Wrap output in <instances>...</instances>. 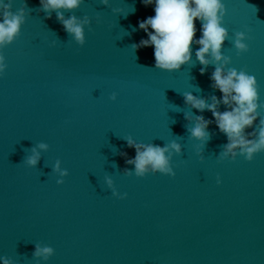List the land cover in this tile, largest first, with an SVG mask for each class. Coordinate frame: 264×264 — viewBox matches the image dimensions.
<instances>
[{
	"label": "water",
	"instance_id": "1",
	"mask_svg": "<svg viewBox=\"0 0 264 264\" xmlns=\"http://www.w3.org/2000/svg\"><path fill=\"white\" fill-rule=\"evenodd\" d=\"M8 2L12 11L24 8L26 20L0 49L7 64L0 76V257L13 264H264V151L251 161L221 159L226 135L210 111L185 103L184 92L222 95L210 79L216 65L199 71V45L191 63L169 72L155 67L152 46L132 48L147 38L139 21L154 15L141 0L61 9L66 18H89L84 45L40 0ZM223 2L230 38L221 51L230 67L256 76L264 118V0ZM196 27L199 37V21ZM236 31L246 33L248 51L237 53ZM185 113L213 120L203 159ZM129 135L160 146L178 141L175 175L125 174L134 168L125 163L135 156ZM40 142L49 147L37 148L41 158L28 166L25 157ZM57 159L68 171L63 183L52 171ZM107 176L126 197L113 195ZM37 243L54 249L47 261L33 255Z\"/></svg>",
	"mask_w": 264,
	"mask_h": 264
},
{
	"label": "clouds",
	"instance_id": "2",
	"mask_svg": "<svg viewBox=\"0 0 264 264\" xmlns=\"http://www.w3.org/2000/svg\"><path fill=\"white\" fill-rule=\"evenodd\" d=\"M84 0H40L42 8L49 13L56 11V17L63 25L64 30L71 35L76 43L84 45L86 42L85 26L90 24L87 16L83 19L75 15L67 18L60 11L78 8ZM108 4L109 0H100ZM145 6L153 7L154 15L140 20L138 26L147 33V38H141L138 43H133V49L152 46L155 67L165 71L179 70L182 65L192 62V45H199L195 51L196 60L200 62L201 74L206 71V66L214 63L216 66L211 73L212 87L222 93L220 97L211 96L210 100L192 92H184L186 104L191 108L211 112L214 123L219 131L227 137V143L223 145V151L219 154L221 159H236L238 155L251 161L255 154L264 151V118L260 117L259 108L260 90L255 75L246 70H238L230 67L231 57L224 54L221 49L226 39L230 38L228 29L224 26L226 6L223 0H141ZM12 4L8 0H0V49L12 43L20 34L25 23V9L12 11ZM116 11H123L117 9ZM127 15V13H124ZM196 21L200 22L197 37ZM244 31H236L232 41L237 53L246 52L249 45ZM7 64L5 57L0 52V76H3ZM116 100L117 94L113 92L110 97ZM225 105V110H219V106ZM185 117L192 121L188 128L190 136L200 142V155L203 159L202 148L210 138L208 127L213 120L206 119L203 115L193 116L185 113ZM258 121V128L254 122ZM257 125V124H256ZM252 128V131L246 129ZM127 146L135 149V156L127 158L126 164L134 165L132 170L124 169V173L138 177L145 174L163 173L175 175L171 166L173 154H180L182 145L172 140L163 146L137 142L131 135L124 137ZM49 145L40 142L37 147L31 149V153L25 157L28 166L35 167L41 158V152L37 148L46 150ZM127 157V153H121ZM52 171L59 174L61 179L57 183H63L62 177L68 175L67 169L61 167V161L57 159L52 166ZM108 187L112 188L113 195L124 198L127 193L121 195L116 191L114 182L110 176L105 177ZM217 183H220L217 178ZM54 254V249L48 245L35 244L33 255L42 257L45 261ZM0 264H13V260L0 257Z\"/></svg>",
	"mask_w": 264,
	"mask_h": 264
}]
</instances>
